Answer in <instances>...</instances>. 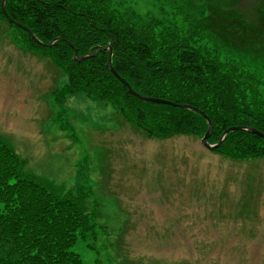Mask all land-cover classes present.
Segmentation results:
<instances>
[{
  "label": "rangeland",
  "instance_id": "obj_1",
  "mask_svg": "<svg viewBox=\"0 0 264 264\" xmlns=\"http://www.w3.org/2000/svg\"><path fill=\"white\" fill-rule=\"evenodd\" d=\"M212 1L196 17L217 40L264 45V0ZM19 37L0 22V139L28 174L88 193L99 230L75 244L84 264H264V158L233 161L195 136L147 139L85 94L62 109L65 75Z\"/></svg>",
  "mask_w": 264,
  "mask_h": 264
},
{
  "label": "trees",
  "instance_id": "obj_2",
  "mask_svg": "<svg viewBox=\"0 0 264 264\" xmlns=\"http://www.w3.org/2000/svg\"><path fill=\"white\" fill-rule=\"evenodd\" d=\"M1 2L0 21L20 23L41 42L17 28L21 46L66 76L54 96L59 106L84 93L114 106L147 139L203 136L202 116L132 95L111 72L110 58L135 93L201 110L212 124L211 144L233 126L264 133V45L217 40L200 21L212 0H145L144 12L129 0H4L8 18ZM213 151L233 161L264 158V138L230 131ZM24 164L0 139V264H84L75 244L99 230L88 193L28 174Z\"/></svg>",
  "mask_w": 264,
  "mask_h": 264
},
{
  "label": "water",
  "instance_id": "obj_3",
  "mask_svg": "<svg viewBox=\"0 0 264 264\" xmlns=\"http://www.w3.org/2000/svg\"><path fill=\"white\" fill-rule=\"evenodd\" d=\"M2 12L3 14L5 15V11H4V4H3V1H2ZM16 26L18 27H22L19 23H14ZM23 28V27H22ZM26 29V28H25ZM31 37L37 41V39L35 38V36L31 33ZM56 39H53L51 40L47 45H51ZM86 57H89V56H84V57H81L79 58L80 60H83L85 59ZM110 70L112 71V73L118 77L117 73L115 72L114 68L112 67V65L110 64ZM120 80L122 81V83L128 88L129 92L135 96H137L138 98L140 99H144V100H147V101H151V102H155V103H162V104H170V105H173V106H177V107H181V108H186V109H190V110H193V111H196L197 113H199L200 115H202L208 122V129H207V132L204 134V136L201 138V144L206 147L207 149L209 150H213L215 148H217L219 146V144L221 143L222 139L224 138L225 134L229 131H233V130H246V131H249V132H252V133H255V134H258L259 136L261 137H264V133L257 130V129H254L252 127H243V126H236V127H230L228 129H226L219 142L215 145H210L207 141V138L209 137V134L211 132V123L210 121L208 120V118L205 116V114L203 112H201L200 110L192 107V106H189V105H183V104H178V103H174V102H169L167 100H163V99H157V98H151V97H146V96H142V95H139L137 93H135L126 83V81L122 78H120Z\"/></svg>",
  "mask_w": 264,
  "mask_h": 264
}]
</instances>
